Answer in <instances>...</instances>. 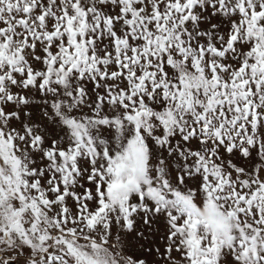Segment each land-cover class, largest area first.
Segmentation results:
<instances>
[{
	"label": "snow or ice",
	"instance_id": "snow-or-ice-1",
	"mask_svg": "<svg viewBox=\"0 0 264 264\" xmlns=\"http://www.w3.org/2000/svg\"><path fill=\"white\" fill-rule=\"evenodd\" d=\"M0 264H264V0H0Z\"/></svg>",
	"mask_w": 264,
	"mask_h": 264
}]
</instances>
